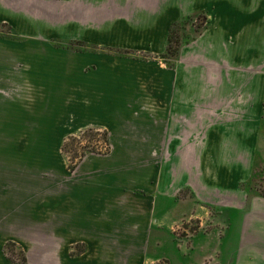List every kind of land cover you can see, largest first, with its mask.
I'll use <instances>...</instances> for the list:
<instances>
[{
  "label": "crops",
  "instance_id": "obj_1",
  "mask_svg": "<svg viewBox=\"0 0 264 264\" xmlns=\"http://www.w3.org/2000/svg\"><path fill=\"white\" fill-rule=\"evenodd\" d=\"M263 7L264 0H0V264H13L7 243L28 264H118L124 253L132 264L145 262L154 224L163 226L157 238H168V228L184 217L164 209L156 222L155 195L178 198L187 189L194 200L189 215L202 203L219 210L223 220L204 237L176 242L177 264H264V198L248 200L239 184L250 164L242 173L226 151L233 148L231 135L240 134L242 149L250 150L246 160H253L264 94ZM194 14L205 15L207 24L180 49L173 69L159 58L80 52L99 59L81 60L70 82L82 100L106 103L95 126L112 132L121 113L142 128V141L122 142L104 162L86 159L77 175L60 171L61 192H55L54 173H46V194L40 193L38 175L22 173L54 171V153L48 152L54 138V41L159 55L170 24ZM2 24L9 33L2 34ZM23 86L28 95L40 88L46 94L42 132L40 100L20 97ZM45 133L51 138L39 141ZM2 163L15 166L12 173L2 174ZM77 244L84 250L71 256L68 248Z\"/></svg>",
  "mask_w": 264,
  "mask_h": 264
},
{
  "label": "rangeland",
  "instance_id": "obj_2",
  "mask_svg": "<svg viewBox=\"0 0 264 264\" xmlns=\"http://www.w3.org/2000/svg\"><path fill=\"white\" fill-rule=\"evenodd\" d=\"M262 14L264 15V7L262 8ZM3 33L6 34V29L2 28ZM69 42H75L77 41H67V40H59L56 39L54 41V46L56 48L55 51V86H54V100L50 101L49 103L52 104L54 109V138H53V144L52 149H49V154L52 152L54 153L53 156V163H54V171L49 170L46 172L45 169L40 168L38 172L36 173H26L29 170L23 169V175L26 174H37V189L39 192L46 194L47 190V179L46 173H49V175H52V172L55 175V192H61L63 189V178L60 173L66 172L74 174L81 173L80 165L88 159V158H97L100 161H106L109 156L112 155V152L119 151L120 145L122 142H141L143 137V130L138 131V129H142L137 125L135 122V126L132 123V121L129 120L127 117H123L118 113L119 116H117L115 119L116 126L112 132H108L106 129L103 128V126L98 127L95 126L99 123L100 117H103L106 103L102 101H96L94 100H88L84 101L82 98H80L77 94L78 92V86L72 85L70 82L73 81V77H78V64L81 63H97L99 61L98 57L94 54H87L83 58V56L80 55V52H88V53H101L105 55H112L117 57H133L140 60H154L157 59L158 55H150V54H142V53H131V54H117L114 50L117 48H93L90 45H87L88 48H81V46L78 45H68ZM113 50V51H110ZM148 56V57H147ZM145 57V58H143ZM81 60L83 62L79 63ZM159 60V59H158ZM87 64V63H86ZM76 75V76H75ZM25 77H28L25 75ZM71 79V80H70ZM32 88V87H30ZM23 93L20 95L24 96L25 99L33 95V99L36 97L40 101V104L38 106V113H39V132H42V127L45 128V122L43 123V120L46 118V111H42L41 107V100L42 97L46 96L45 93H42V89L40 88V93H36L34 91V87L32 88L33 91L36 93L28 95L27 94V87L23 86ZM264 95V94H263ZM263 98V97H262ZM17 103V101H16ZM120 103V102H119ZM118 103V104H119ZM34 104V102H33ZM126 104V103H120ZM119 104V105H120ZM125 109V108H124ZM120 110V109H119ZM35 112V111H34ZM120 112V111H119ZM44 116V117H43ZM130 122H127V121ZM132 120V118H131ZM261 116L258 119V130L256 134V140L254 144V150H253V160L248 161L247 159V153L250 151L247 149H242V143H243V135H231V141H232V149H227L226 151L230 153V159L229 161L231 163L238 161V163H241L242 173L246 172V169L248 168L250 164L249 174L247 179H245L241 183H246L251 176H253V188L251 189L250 193H257V192H264V127L261 129V134H259V126H260ZM118 122V124H117ZM43 123V124H42ZM100 124V123H99ZM98 124V125H99ZM90 128H96L99 132L106 131L108 134V142L104 143L100 138L97 137L93 140H90L91 136L84 137L81 141L80 147L85 146L87 150H93L95 152H85L83 156L80 158V154L77 155V157H73L72 152L68 154V159L64 158L61 155L60 152V145L62 141H70V137H78L81 132L90 129ZM138 128V129H137ZM49 136L51 138L52 134L47 135L40 134L39 141L46 139ZM24 138V137H21ZM78 139V138H77ZM100 140V142H97ZM50 141V139H49ZM239 142L238 144L234 143ZM120 146V147H119ZM238 146V147H237ZM46 153V150L42 151ZM127 152V151H124ZM221 151L216 149L215 154L218 155ZM247 152V153H246ZM132 153V151H131ZM41 161L44 162V165L47 163L48 159L41 157ZM4 162V160H2ZM252 162V163H251ZM68 164L76 165L74 170L68 169ZM12 168H15V166H6L4 163H2V174H10L12 173L10 170ZM248 170V169H247ZM14 173V172H13ZM18 173V172H16ZM15 174V173H14ZM10 185V189H12L13 183H7ZM5 183L2 182V186H4ZM243 190V189H241ZM244 191V190H243ZM245 192V191H244ZM247 194V193H246ZM190 195V190H184L181 191V193L178 194V198H170L168 197L164 192L159 191L155 197H157V208L154 215V219H156V222L161 219V215L159 212H161L164 209L171 210L175 209L177 211L176 216H184L181 221H178L177 223H174L168 228V231L170 232V235L167 237H161L157 238L160 230L158 229L159 226L157 224H154L152 227L151 236L149 239L145 240L146 242V248L148 249V258L149 260L144 261H138L135 264H167L169 261V264H177L176 263V257H177V247L176 242L185 240L189 241L191 237L197 235L198 233H202L200 237H204L205 233H209L212 231V224L214 222L222 221L223 215L219 212L217 209H212L211 207H208L205 204L197 203L196 205H193V209L190 213V210L192 208V203L194 202L192 195ZM189 198V199H188ZM177 199H181L183 201H191V203H181L178 202ZM32 223L36 222L35 219H30ZM155 222V221H153ZM155 222V223H156ZM162 231V230H161ZM165 234H167L166 229L163 230ZM162 231V232H163ZM163 232V233H164ZM233 233V231H232ZM156 236V237H155ZM160 236V235H159ZM232 238V235L230 239ZM234 238V237H233ZM200 240V238H198ZM120 243L124 242L123 239H119ZM189 245V243H188ZM11 250V249H9ZM84 250V246L82 245H73L68 248V253L73 256L77 255L80 252ZM20 251L17 247L11 250L10 252L6 251L7 257H9V261L13 264H28L27 261L23 262ZM23 253V252H22ZM24 255V254H23ZM155 259H152L154 258ZM127 258H130L128 254H120L119 255V261L118 264H132L130 261L126 260ZM151 258V259H150ZM168 259V261H167ZM32 264H47V263H38V262H32ZM179 264V263H178ZM204 264H210L209 262H205Z\"/></svg>",
  "mask_w": 264,
  "mask_h": 264
},
{
  "label": "trees",
  "instance_id": "obj_3",
  "mask_svg": "<svg viewBox=\"0 0 264 264\" xmlns=\"http://www.w3.org/2000/svg\"><path fill=\"white\" fill-rule=\"evenodd\" d=\"M207 24V19L205 15L203 14H194V15H187L182 16L178 20L174 21L170 24L168 27L167 32V40H166V47L165 50L157 56L168 68L173 69L176 65V61L180 54V49L186 45L189 44L191 41L195 40L205 29V26ZM2 28L6 29V32L9 33L10 28L6 24H2ZM3 33V31H2ZM68 45H78L81 46V48H88L87 44L77 41L75 42H69ZM92 46V45H90ZM93 48H96L95 46H92ZM113 51V50H110ZM117 54H131V51L128 50H122V49H116L114 50ZM148 57V56H147ZM145 58V57H143ZM263 109H262V115H261V121H260V130L259 134H261V129L264 127V95H263ZM91 136L90 140H93L94 138L101 137L100 139L104 142H108V134L106 131L99 132L96 128H90L80 133L78 137H70V141H62L60 145V152L61 155L68 159V154L72 152L73 157H77V155L80 154L83 156L85 152H95L93 150H87L85 146L80 147V144L82 143V139L84 137ZM78 138V139H77ZM97 142H100L98 140ZM76 165L68 164L69 170H74ZM253 176L250 177V179L244 184L240 183L239 188L243 189L247 193L248 200L251 199L254 196L257 197H263L264 198V192H257V193H250L251 189L253 188ZM15 248V245L12 243H7L5 245V252H10L11 250ZM11 249V250H9ZM21 258L23 262H26L25 257L22 252H20ZM9 258V257H8ZM9 260V259H8Z\"/></svg>",
  "mask_w": 264,
  "mask_h": 264
}]
</instances>
